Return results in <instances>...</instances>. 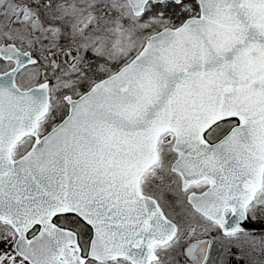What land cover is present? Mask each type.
<instances>
[{"label": "snow or ice", "instance_id": "6c2138e0", "mask_svg": "<svg viewBox=\"0 0 264 264\" xmlns=\"http://www.w3.org/2000/svg\"><path fill=\"white\" fill-rule=\"evenodd\" d=\"M0 264H264V0H0Z\"/></svg>", "mask_w": 264, "mask_h": 264}]
</instances>
